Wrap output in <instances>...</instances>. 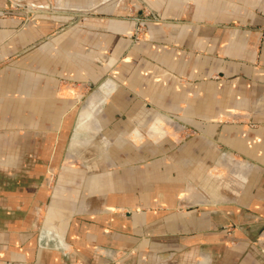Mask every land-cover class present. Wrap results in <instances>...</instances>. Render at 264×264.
Segmentation results:
<instances>
[{"label":"crops","instance_id":"obj_1","mask_svg":"<svg viewBox=\"0 0 264 264\" xmlns=\"http://www.w3.org/2000/svg\"><path fill=\"white\" fill-rule=\"evenodd\" d=\"M57 1L0 16V264H264V0Z\"/></svg>","mask_w":264,"mask_h":264},{"label":"rangeland","instance_id":"obj_2","mask_svg":"<svg viewBox=\"0 0 264 264\" xmlns=\"http://www.w3.org/2000/svg\"><path fill=\"white\" fill-rule=\"evenodd\" d=\"M6 2L5 6L1 8V18H8V19H13L16 21V28L14 30L13 35H20L22 33H25L26 30L29 28V26L37 21V20H42V19H47V18H52L61 16L63 12H66L68 9H63L59 6L57 0H45L44 3L40 1H31V0H4ZM143 7H144V14L143 17H139L135 19V28L132 32V39L134 41H143V42H148L151 40L150 38V30L148 26V22H157L159 21V17L151 11H147V4L143 2ZM85 11V10H83ZM71 14L72 17L68 18L66 20L65 25L70 26V25H75L77 22V14L75 13L76 11L73 9H70L67 11ZM77 17V18H75ZM37 36V35H36ZM40 36V35H39ZM41 37V36H40ZM39 39L34 41L33 44L29 45L26 49L20 50L17 54H13L10 56H6L1 54L0 56V70H1V77L2 75L9 74V73H3L5 71H9V66L12 65L17 67V72L19 74V77L21 76L22 73H24L26 70V67L31 65V61L27 60L25 57L28 56L27 53L31 52L32 50L40 49L44 44H47L46 38H43V36ZM47 37V36H46ZM34 68H37L35 70L36 73H39V64L35 62ZM30 69V68H29ZM36 80H30V83L35 82ZM23 82L18 85V89L22 90V88H28L31 87L32 84ZM76 88L80 89L82 92V101L85 102L90 98V96L97 90L100 89L101 85H91V84H81V83H76ZM79 85L80 88H79ZM18 96H23L27 97L26 94H21L20 92H14L12 94V97H18ZM8 157H1V161H7ZM8 169L1 170L0 169V182L5 183L7 181V175L10 176V172L7 171ZM21 175H24L22 173ZM59 172L57 168H51L44 174V178L47 183H48V191L52 192L54 189V186L56 185V182L58 180ZM44 218H42V215L40 216L39 219V226L45 223ZM5 224V222L3 223ZM45 225V224H44ZM258 225L260 226L259 230V235H258V243H261L263 240L264 241V221L258 222ZM230 228L236 229V226H230ZM42 229V228H41Z\"/></svg>","mask_w":264,"mask_h":264}]
</instances>
